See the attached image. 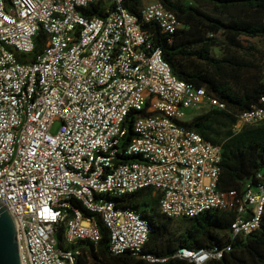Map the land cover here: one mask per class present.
<instances>
[{"label": "built area", "instance_id": "built-area-1", "mask_svg": "<svg viewBox=\"0 0 264 264\" xmlns=\"http://www.w3.org/2000/svg\"><path fill=\"white\" fill-rule=\"evenodd\" d=\"M123 2L0 0V200L15 218L22 264H77L75 245L100 242L96 217L77 201L102 217L113 253L140 255L149 222L114 198L143 189L173 220L232 212V238L261 226L264 174L242 193L219 190L222 146L183 125L226 104L176 76L143 27L155 22L173 34L183 23L158 0L143 3L140 17ZM97 3L104 16L81 12ZM41 29L48 41L32 59ZM260 101L238 115L234 132L264 121ZM132 112L134 135L124 144ZM225 250L178 256L205 264Z\"/></svg>", "mask_w": 264, "mask_h": 264}, {"label": "trees", "instance_id": "trees-1", "mask_svg": "<svg viewBox=\"0 0 264 264\" xmlns=\"http://www.w3.org/2000/svg\"><path fill=\"white\" fill-rule=\"evenodd\" d=\"M175 12L183 27L173 34L163 33L155 22L145 23L155 46L162 49L164 59L180 79L196 87H205L226 104L225 109L211 108L183 123L206 141L223 148L218 189L243 192L244 186L256 184L264 174V121L233 131L238 115L261 105L264 96V49L244 45L242 37L264 39V0H158ZM123 5L140 17L143 0H124ZM87 16H104L103 4H91L81 10ZM48 37L41 29L35 39L32 59L42 53ZM132 112L125 123L129 128L123 143L133 139ZM134 161L137 156H119ZM117 206L137 210L151 227L143 252L115 254L110 250L109 230L100 215L76 206L86 215L95 216L102 239L99 243L79 242L82 253L77 264H197L178 256L181 249L223 250L220 259L205 264H264V214L259 229L234 238L228 234L234 220L232 212L210 210L186 220L177 234L173 219L161 213L158 196L152 189L115 197ZM63 237V228L59 232ZM146 256H151L154 261Z\"/></svg>", "mask_w": 264, "mask_h": 264}, {"label": "water", "instance_id": "water-1", "mask_svg": "<svg viewBox=\"0 0 264 264\" xmlns=\"http://www.w3.org/2000/svg\"><path fill=\"white\" fill-rule=\"evenodd\" d=\"M0 264H22L15 218L0 200Z\"/></svg>", "mask_w": 264, "mask_h": 264}, {"label": "rangeland", "instance_id": "rangeland-1", "mask_svg": "<svg viewBox=\"0 0 264 264\" xmlns=\"http://www.w3.org/2000/svg\"><path fill=\"white\" fill-rule=\"evenodd\" d=\"M149 1L146 0V3ZM244 45L248 48L249 46H253L254 48H261L262 50L264 49V39L263 38H247V37H242ZM173 231L179 234L184 230L186 227V220L182 219H175L173 222ZM57 239L60 241V236L59 233L56 234Z\"/></svg>", "mask_w": 264, "mask_h": 264}, {"label": "crops", "instance_id": "crops-1", "mask_svg": "<svg viewBox=\"0 0 264 264\" xmlns=\"http://www.w3.org/2000/svg\"><path fill=\"white\" fill-rule=\"evenodd\" d=\"M149 2H151V1H154V0H148ZM143 3H146V0H143Z\"/></svg>", "mask_w": 264, "mask_h": 264}]
</instances>
